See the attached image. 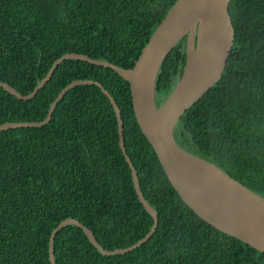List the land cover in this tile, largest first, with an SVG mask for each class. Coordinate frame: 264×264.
<instances>
[{
  "label": "trees",
  "instance_id": "obj_1",
  "mask_svg": "<svg viewBox=\"0 0 264 264\" xmlns=\"http://www.w3.org/2000/svg\"><path fill=\"white\" fill-rule=\"evenodd\" d=\"M176 2L0 0V82L28 96L66 54L132 69ZM229 13L236 37L225 71L181 117L174 138L264 198V0H232ZM188 56L185 35L159 70L158 108L181 81ZM79 80L102 84L116 101L127 155L159 224L139 248L110 256L67 225L54 240L57 264H264L263 252L185 204L138 124L130 83L112 68L65 60L27 100L0 86V126L44 121L61 91ZM68 218L106 251L137 244L154 225L120 147L116 111L96 85L74 86L44 126L0 132V264H51L52 232Z\"/></svg>",
  "mask_w": 264,
  "mask_h": 264
},
{
  "label": "water",
  "instance_id": "obj_2",
  "mask_svg": "<svg viewBox=\"0 0 264 264\" xmlns=\"http://www.w3.org/2000/svg\"><path fill=\"white\" fill-rule=\"evenodd\" d=\"M231 1L177 0L150 38L132 69L125 70L112 63L95 60L85 55L66 54L56 60L46 77L28 96H22L7 83L0 82V86L18 98L27 100L35 97L45 87L56 69L65 60H81L112 68L130 83L133 108L138 124L153 146L169 181L185 204L214 228L264 253V198L214 164L185 151L174 138L176 125L181 117L219 82L225 71L236 37L229 13ZM194 31L196 34L192 43L191 34ZM200 32L203 33L204 42ZM185 35H188V41L193 47L192 51L198 52L200 42H202L201 58L196 60L192 70V52H189L181 81L166 103L158 108L155 101V87L159 70L165 58ZM80 84L96 85L110 99L118 118L120 147L132 169L137 195L145 210L153 217L154 225L137 244L127 249L106 251L97 242L89 228L78 220L68 218L52 232L49 249L51 264H57L53 249L55 237L67 225L73 224L82 228L93 245L103 255L110 256L125 254L139 248L154 235L159 224V216L145 199L137 170L127 155L120 109L102 84L94 81H74L58 95L44 121L7 123L0 126V132L14 128L44 126L51 120L59 101L69 90Z\"/></svg>",
  "mask_w": 264,
  "mask_h": 264
},
{
  "label": "bare ground",
  "instance_id": "obj_3",
  "mask_svg": "<svg viewBox=\"0 0 264 264\" xmlns=\"http://www.w3.org/2000/svg\"><path fill=\"white\" fill-rule=\"evenodd\" d=\"M195 34H196V31H194L192 34H191V41L192 43L194 42L195 40ZM201 38H202V41L204 42V37H203V33H201ZM199 35V34H198ZM202 47H203V44L202 42H200V45H199V50L198 52H196V50L192 51V61H191V69L193 70L194 67H195V64H196V60L200 59L201 58V53H202ZM193 48V47H192Z\"/></svg>",
  "mask_w": 264,
  "mask_h": 264
},
{
  "label": "rangeland",
  "instance_id": "obj_4",
  "mask_svg": "<svg viewBox=\"0 0 264 264\" xmlns=\"http://www.w3.org/2000/svg\"><path fill=\"white\" fill-rule=\"evenodd\" d=\"M197 36H198V34H197ZM195 48H196V44H195ZM188 50H189V52H192V45H191V43H189V41H188ZM188 58H189V56H188ZM184 71H185V70H183V73H184ZM180 72H181V71H180ZM180 72H179L178 75H180V74L182 73V72H181V73H180ZM181 75H182V74H181ZM175 80L178 81V80H177V77H175Z\"/></svg>",
  "mask_w": 264,
  "mask_h": 264
}]
</instances>
